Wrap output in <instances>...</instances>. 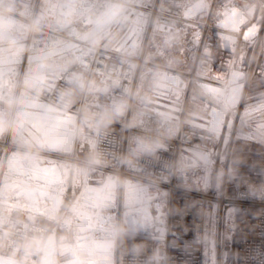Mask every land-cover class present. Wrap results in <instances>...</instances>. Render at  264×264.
<instances>
[{
  "label": "built area",
  "instance_id": "obj_1",
  "mask_svg": "<svg viewBox=\"0 0 264 264\" xmlns=\"http://www.w3.org/2000/svg\"><path fill=\"white\" fill-rule=\"evenodd\" d=\"M62 1L0 0V13L16 16L29 27L25 49L28 52L35 25L41 26V11L58 13ZM102 1L109 6L112 3V0ZM253 4L263 9L257 34L242 38L238 32L221 26L220 22L230 11H246ZM188 6L189 0H153L137 5L146 19L139 51L113 49L90 41L83 63L68 69L53 85L42 88L28 85L26 66H20L11 117L6 133L0 136V234L25 248L43 233H56L62 227L105 225L110 226L114 237L116 264H212L214 252L217 264H222L228 231L230 264H264V173L260 177L257 172H247L246 177L239 173L232 194L226 192V180L221 191L210 184L200 189L187 187L178 175L183 150L211 152L214 134L196 127L184 115L172 121L134 109L140 79L157 70L186 77L188 92L194 84L227 86L235 65L246 77L245 95L254 78H264V0H209L205 13L194 17L187 15ZM176 56L188 67L176 65ZM97 78L109 81L124 94V119L113 120L106 126L100 122L104 114L99 98H90V88H81L79 84L80 80ZM25 94L76 118L77 137L71 152L37 148L13 140L14 122ZM113 96L110 90L104 99L111 100ZM86 114H94L95 119L85 122ZM84 129L93 135L89 155L79 145V134ZM133 138L159 145L154 150L161 154L158 171H144L135 166ZM12 152L57 162L64 167L59 183L61 200L54 213L47 212L38 196L26 201L10 192L16 183L12 177L3 178V171ZM167 155L169 162L165 159ZM167 166L171 168L169 177L158 175ZM101 173L117 176L121 186L129 180L163 189L166 206L156 209V204L148 201L142 208L156 211L154 220L142 227L124 226L121 205L96 209L83 203L90 194L87 182ZM4 191L8 192L7 196L3 195ZM209 215L213 217L212 228L208 225ZM210 229L213 241L208 236Z\"/></svg>",
  "mask_w": 264,
  "mask_h": 264
},
{
  "label": "crops",
  "instance_id": "obj_2",
  "mask_svg": "<svg viewBox=\"0 0 264 264\" xmlns=\"http://www.w3.org/2000/svg\"><path fill=\"white\" fill-rule=\"evenodd\" d=\"M93 2L94 1L92 0H63L59 4V10L62 15L61 19H67L70 13L71 23L75 28L78 26L76 25V22L83 11L86 7L90 8L93 5ZM46 5L47 4L44 3L43 7ZM205 11L201 14H196L191 7L188 6L187 15L190 17L202 16ZM262 14V7L259 4H253L248 7L246 11L238 9L230 11L220 23L224 29L236 31L240 37L247 38L257 34ZM62 31L61 37L63 38L62 42H64L70 37L66 34L65 30ZM79 33H81V31ZM85 45V48H88L87 44ZM82 47L83 46L77 49ZM137 51L139 50H131L129 52ZM13 54L20 53L7 55ZM174 59L176 65L180 64L182 67H188L181 57L176 56ZM29 65L30 64L26 66V70L30 69V67H28ZM8 67L0 68V123L5 126V130L0 132V136H3L6 133L8 127L7 118L10 111L9 106L11 104L12 94H14L13 85L10 88L3 87L4 82L11 78V69L13 68ZM39 72L43 73V69L37 73ZM155 72H158L156 77L157 84L155 86L157 90L153 93L159 94L155 97L153 96V98H148L147 90L150 91L151 87L149 84L153 79L142 81L141 78L134 102V109L136 111L145 113L143 111L146 109V106H157L154 103H160L162 106L171 107L169 104L170 100H168L169 97L163 95L168 94V89H164L162 85L166 88L168 87L167 84H164L165 79L173 76L167 74H171L172 72L164 70H157ZM173 77L182 81L180 76ZM245 78L244 73L235 65L229 77L227 86L221 87L197 84V88L193 93V96L196 99L194 101L196 107L191 105L189 108H184L182 105V109H180V112L176 115L177 118L175 119L177 120L182 115H184L185 118L186 115H196L190 110H198L200 107L203 105L206 106L207 104V107L209 108L206 110L208 111L207 114L209 115L208 120H210V125L213 124V116L218 117V128L223 132H226L230 127L228 112L215 110L213 103H215L216 106L220 105L227 111L233 109L242 90L245 92L246 85L243 87L246 82ZM39 80L48 83H52L53 81L42 79L40 76V78H37L36 81L34 80L33 82L29 77L28 82H30L29 85L32 87H44L37 84ZM255 80L263 82L264 78L256 77L253 81ZM94 82L95 86L90 88L89 97L97 98L98 96V103L102 108L104 116H110L113 120L124 119L126 114L124 94L113 88L112 84L105 79L97 78ZM153 83H151V85ZM98 88L100 89V93H97V91H99L97 90ZM251 88L255 90L253 85ZM160 89H163V91ZM110 90H112V93L114 94L113 98L111 100L104 99V96ZM118 106L122 109V115H115V110ZM201 124L202 123H199L200 126L196 125V127L205 130L203 129V124ZM12 131L13 140L18 143L69 153L72 151L76 142V118L73 115L60 112L38 97L25 94L21 99ZM79 136V145L82 152L89 155L93 149L91 135L86 129H84ZM139 141L138 138H133L131 142V145L133 146L135 166L144 171H158L161 154H156L155 151L147 152L150 155L145 152L134 151ZM156 146L158 147L159 145ZM248 170L260 172L261 174L264 173L261 168H251ZM63 173L64 167L60 163L48 161L25 153L12 152L7 156L3 178L6 179L12 177L14 179L16 184L10 192L15 196L26 201H30L34 196H38L45 203L47 212L54 213L61 200L59 183L63 178ZM124 185L121 186L120 180L117 176L104 173L97 174L87 182L90 194L83 203L96 209H113L121 205L123 224L128 228L131 227L130 221H135L139 224H142L144 221H153L156 211L148 212L144 210L142 205L146 202L137 205L134 209L126 208L128 203L126 207L124 206ZM150 186L157 189L159 188L153 185ZM156 192L157 190L154 195H157ZM7 194L8 192H3L4 196H7ZM138 195H140L139 192L135 196L137 197ZM158 197L155 196V199L153 198L152 200H149L156 204V209L160 208L161 203V201L158 202V200H160ZM110 229V226L105 225L101 227H97V225L85 226L78 229L62 227L56 233H43L34 243L25 248H20L16 242L0 234V264H73V260L76 257H78V259L75 260V264H116L115 241Z\"/></svg>",
  "mask_w": 264,
  "mask_h": 264
},
{
  "label": "rangeland",
  "instance_id": "obj_3",
  "mask_svg": "<svg viewBox=\"0 0 264 264\" xmlns=\"http://www.w3.org/2000/svg\"><path fill=\"white\" fill-rule=\"evenodd\" d=\"M92 1H94L93 5L90 8L86 7L80 18L77 20L76 25L78 26H76L75 28L73 27L72 23L61 25L60 21H62L63 19H61L62 15L60 10H58V13H48L47 11L42 13L41 11L39 21L40 25L42 26L43 24H47L50 26L46 28L40 26L38 31L36 29L34 30L31 40V51H38L51 47V45L56 41L52 39L53 37L56 38L57 41H62V30H65L66 34H68L69 37H74L75 35L79 34L80 31L82 32L83 30H85V28L95 23L101 16V14L109 7V5L102 0ZM152 1L153 0H134V4H136L135 8H126L124 12V18L119 22L113 23L108 29H106L99 36V42L113 49L124 51L139 50V48H141L140 46L144 36L146 19L142 15V13H140L137 5L149 4ZM208 1L209 0H205V3L207 5ZM195 3L196 0H189V7H191L194 13L201 14L206 10L207 7L196 9ZM0 31V56L12 53H24L25 49L27 48L26 40L28 37H30L29 27L25 23L21 22L16 16H10L0 13ZM56 32L59 33L56 34ZM40 35L49 36L47 38V44L42 45V41L44 40V38L42 40L37 39L36 41L37 36L41 38ZM94 41L95 39L92 40V42ZM46 45L50 46L46 47ZM85 46L86 45L76 51L75 55L67 59L69 61L68 64H64L58 69L54 70L51 69V67H45L43 68V73H35L32 72L33 70L31 69L26 70V83L29 85V77L33 82L41 76L42 79L53 81L52 83H48L39 80L37 82L38 85H53L56 79L68 69L83 63L84 56L86 55L88 49L87 47L85 48ZM8 68H13L11 69V78L4 82L3 87L10 88L13 85V91L15 92V87L17 85L21 70L18 65L9 66ZM167 74L180 76L182 78L181 81L180 79H177L173 76L167 77L164 84H167L168 87L166 88L164 87V85H162L164 89H168V94H163V92L162 94L166 95V97H169L168 100H170L169 104L171 107L168 106V108L167 106H162L160 103H154L157 106L152 107L148 105L143 112H145L146 114H157L164 118L175 121V118H177L176 115L180 112V109H182V105L187 108H189L191 105H193V107L195 106L194 101L196 99L193 96V93L197 88V84L193 86L188 92V83L187 79L184 76L177 73ZM157 75L158 72H153L152 75H145L142 77V81L153 79L151 83L154 82L152 85L151 83L149 84L151 88L150 91L147 90L148 98H153V96L155 97L159 94L153 93L155 90H157V88L155 87L157 84ZM252 84L255 87V90H257H252V93H250V95L248 96H244L245 92L242 90L239 98L235 103V107L229 111L222 108L220 105L216 106V104L213 103L215 110L228 112L230 127L226 132H223L222 130H220V128H218V117L213 116L212 120L214 121H212L213 124L210 125V120H208L209 115L207 114L208 111L206 110L207 108H209L207 107V104L206 106L203 105L198 110H190L196 115H186V118L193 125L200 126L199 123H202L203 129H205L207 132L213 133L215 136V140L211 152H203L192 148L183 150L181 154L178 174L181 183H183L187 187L194 189L202 188L204 185L210 184L214 189L221 191L226 180V192L227 194H232L240 177L239 173L242 169L247 170L246 172H254L253 170H248L251 168H261L262 170L264 169V81L260 82L255 80ZM245 85L246 82L243 87H245ZM160 90L163 91V89ZM13 100L14 94H12L11 97V104L9 106L10 110L12 109ZM10 115L11 111H9L8 114V122L11 117ZM89 134L91 135L93 140L92 133ZM161 150L164 152L163 148H161ZM168 150L169 148L167 149V151ZM246 152L250 153L248 155L250 162L249 160H247L249 163L243 159H240L239 161L238 159L235 160V158L240 157L241 153ZM165 159L169 162L168 155L165 156ZM165 164L167 163L164 161V165ZM238 166H240V171L237 173L235 172V168H237ZM170 169V166H167V168L162 170V172L158 175L169 177ZM156 190L157 195H154ZM138 192L140 193V195L136 197L135 195ZM155 196H159L158 199L160 200H158V202L161 201L160 208L162 209L163 207H165L167 196L163 189H157L151 187L148 184H141L134 181H128L124 185V206L126 207L127 203L129 206H127L126 208L134 209L137 205L143 204L144 202L152 200L153 198L155 199ZM130 223L131 227L129 228H136L142 227L143 224H147L149 222L144 221L142 224H139L135 221H130ZM208 225L210 228H212L213 226L212 215L208 216ZM208 236L211 241L214 240L211 229L208 232ZM217 263L218 258L216 253L214 252L212 256V264ZM222 264H230V245L228 231L226 233V242L223 250Z\"/></svg>",
  "mask_w": 264,
  "mask_h": 264
},
{
  "label": "water",
  "instance_id": "obj_4",
  "mask_svg": "<svg viewBox=\"0 0 264 264\" xmlns=\"http://www.w3.org/2000/svg\"><path fill=\"white\" fill-rule=\"evenodd\" d=\"M134 0H122L125 5V9L128 5L132 4ZM112 24L108 25H100L97 23H93L87 29L83 30L81 33L76 35L73 38H69L66 41L38 51H28L20 54H13L0 57V68L8 67V66H22L28 65L35 62H42L46 60H50L57 56H61L68 52H71L81 46H84L89 41L95 39L97 36H100L106 29H108ZM258 177L261 176L260 172H257ZM241 177H246L247 172L243 169L240 172Z\"/></svg>",
  "mask_w": 264,
  "mask_h": 264
},
{
  "label": "clouds",
  "instance_id": "obj_5",
  "mask_svg": "<svg viewBox=\"0 0 264 264\" xmlns=\"http://www.w3.org/2000/svg\"><path fill=\"white\" fill-rule=\"evenodd\" d=\"M196 9H201L204 7H207V4L205 3V0H196L195 3ZM124 12H125V5L122 2V0H112V3L110 6L101 14V16L98 18L97 23L100 25H108L112 23H116L121 21L124 18ZM71 21V14L69 13V16L67 19H64L60 21L61 25L70 24ZM36 30H39L38 23L35 25ZM172 38H169L168 42H171ZM100 41V37L97 36L95 38L94 43L98 44ZM39 71V69H37ZM80 87L84 89H88L95 86L94 81H87V80H80L79 81ZM122 109L118 106L115 110V115H122ZM95 119L94 114H86L84 116L85 122H89ZM100 122L104 124L105 126L107 124H110L113 122L112 117L110 116H102L100 117ZM5 130V126L0 123V132H3ZM157 146L153 145L152 143L144 140H140L134 149V151L138 152H151L154 151ZM78 259V257L74 258L73 264H75V260Z\"/></svg>",
  "mask_w": 264,
  "mask_h": 264
},
{
  "label": "trees",
  "instance_id": "obj_6",
  "mask_svg": "<svg viewBox=\"0 0 264 264\" xmlns=\"http://www.w3.org/2000/svg\"><path fill=\"white\" fill-rule=\"evenodd\" d=\"M41 36V38H39V36H37V38H36V41H37V39H40V40H42L43 38H44V40L42 41V45H45V44H47V38L49 37V36H46V35H40ZM50 38H52V37H50ZM53 40H56L55 42H54V44H52L51 45V47L52 46H55V45H58V44H60V43H62V41H57V39L56 38H52ZM35 41V42H36ZM48 46H50V45H46V47H48ZM44 47V46H43ZM49 48V47H48ZM81 49V48H80ZM79 49H76V50H73V51H71V52H68V53H66V54H63V55H61V56H57V57H55V58H52V59H50V60H46V61H42V62H40V63H31L28 67H30V69L31 70H33L32 72H38L37 71V69H39V71L40 70H42L43 68L42 67H44V66H46V67H51V69H58L59 67H61V66H63L64 64H68V58L69 57H71V56H73V55H75V52L76 51H78ZM76 60V59H75ZM36 68V69H35ZM42 68V69H41ZM45 68V67H44ZM253 83V81L251 82V84H250V87H249V89H248V93H247V96L248 95H250V93H252V90H253V88H251V86L253 85L252 84ZM196 84H194V86H195ZM240 144H243V143H240ZM245 154V155H244ZM250 153H241V155H240V157L239 158H235V160H237L238 159V161L240 160V159H243V160H245V161H247V160H249V157H248V155H249ZM251 159V158H250ZM248 162V161H247ZM249 162H250V160H249ZM248 162V163H249ZM252 162V161H251ZM263 168H264V166H263ZM240 171V166H238L237 168H235V172H239ZM263 171H264V169H263Z\"/></svg>",
  "mask_w": 264,
  "mask_h": 264
},
{
  "label": "bare ground",
  "instance_id": "obj_7",
  "mask_svg": "<svg viewBox=\"0 0 264 264\" xmlns=\"http://www.w3.org/2000/svg\"><path fill=\"white\" fill-rule=\"evenodd\" d=\"M27 42H29L28 39H27Z\"/></svg>",
  "mask_w": 264,
  "mask_h": 264
}]
</instances>
